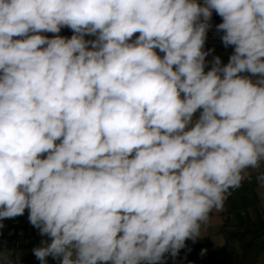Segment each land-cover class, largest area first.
<instances>
[{"label": "clouds", "instance_id": "clouds-1", "mask_svg": "<svg viewBox=\"0 0 264 264\" xmlns=\"http://www.w3.org/2000/svg\"><path fill=\"white\" fill-rule=\"evenodd\" d=\"M251 173L264 0H0V220L28 209L41 264H162Z\"/></svg>", "mask_w": 264, "mask_h": 264}, {"label": "crops", "instance_id": "crops-1", "mask_svg": "<svg viewBox=\"0 0 264 264\" xmlns=\"http://www.w3.org/2000/svg\"><path fill=\"white\" fill-rule=\"evenodd\" d=\"M203 3V0H197ZM215 13V11H214ZM216 19L220 20V16L215 13ZM61 29L73 32L68 27ZM48 35L51 33H41ZM139 33H136L138 36ZM234 46L228 47H210L212 51L206 57L209 62L205 71L211 67V61L215 56H219L223 64H227ZM208 49V50H209ZM251 179H244L239 188L230 189L229 194L224 202L222 211L213 210L210 213L209 221L202 226L201 238L187 240L185 247L180 249L178 255L173 258L169 254H165V261L169 264H192L200 262L202 264H264V189H261L255 173H251ZM2 221V220H1ZM0 221V223H1ZM28 219L25 221L26 224ZM14 226L11 231L0 228V236L5 234L13 235ZM29 226V244L24 252L20 250L13 252V258L20 255V264H41V262L33 255L32 249L39 246L36 244V238L39 230ZM233 233H240L238 237L231 240L228 252L215 253L216 249L223 247L228 238ZM7 249H0L4 251ZM47 264H57L52 257L47 258Z\"/></svg>", "mask_w": 264, "mask_h": 264}, {"label": "trees", "instance_id": "trees-1", "mask_svg": "<svg viewBox=\"0 0 264 264\" xmlns=\"http://www.w3.org/2000/svg\"><path fill=\"white\" fill-rule=\"evenodd\" d=\"M68 32V31H66ZM69 33V32H68ZM28 209L25 210L24 214L21 216L15 217V232L13 235H3L0 236V249H7V250H13V252H16L20 250L21 252H24L27 245L29 244V226L30 223L27 221L28 224L25 223V221L28 219ZM1 221V220H0ZM240 233H233L229 236L228 242L221 248L216 249L215 253H222V252H228L230 249V242L231 240L235 239L236 237L240 236ZM49 239L46 236L37 237L35 243L40 244L42 240ZM162 264H169L168 261H163ZM192 264H202L200 262H194Z\"/></svg>", "mask_w": 264, "mask_h": 264}, {"label": "built area", "instance_id": "built-area-1", "mask_svg": "<svg viewBox=\"0 0 264 264\" xmlns=\"http://www.w3.org/2000/svg\"><path fill=\"white\" fill-rule=\"evenodd\" d=\"M221 22H222V18H220V20L216 19L215 13L213 11L212 18L210 21L211 27L208 29L207 38H206V41L204 44V50L205 51H208V49L210 47H225L221 41V38H220L222 35V32H217V29H216V25H218ZM55 35H57V34L51 33V34H48L45 36L52 38ZM58 35L63 36V37H68V38H70L72 36V34L66 32L63 29H61V31H60V33H58ZM135 36H136V34H134L133 39H135ZM85 38L86 39H94L95 37L86 36ZM247 179H251V175Z\"/></svg>", "mask_w": 264, "mask_h": 264}, {"label": "rangeland", "instance_id": "rangeland-1", "mask_svg": "<svg viewBox=\"0 0 264 264\" xmlns=\"http://www.w3.org/2000/svg\"><path fill=\"white\" fill-rule=\"evenodd\" d=\"M1 223L3 224V227L1 229L11 231L12 227L14 226V218L3 219Z\"/></svg>", "mask_w": 264, "mask_h": 264}]
</instances>
